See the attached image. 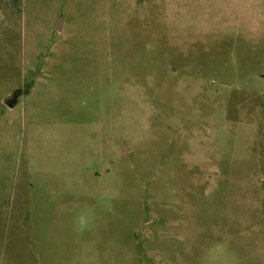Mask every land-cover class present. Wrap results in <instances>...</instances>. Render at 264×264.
<instances>
[{"label": "rangeland", "instance_id": "374dc122", "mask_svg": "<svg viewBox=\"0 0 264 264\" xmlns=\"http://www.w3.org/2000/svg\"><path fill=\"white\" fill-rule=\"evenodd\" d=\"M0 264H264V0H0Z\"/></svg>", "mask_w": 264, "mask_h": 264}, {"label": "water", "instance_id": "95a60500", "mask_svg": "<svg viewBox=\"0 0 264 264\" xmlns=\"http://www.w3.org/2000/svg\"><path fill=\"white\" fill-rule=\"evenodd\" d=\"M54 28L57 31H61L62 30V18H58L57 21L54 24ZM21 96V92H16L14 93L12 96H10L7 99V105L11 108L17 106L18 102H19V97Z\"/></svg>", "mask_w": 264, "mask_h": 264}]
</instances>
